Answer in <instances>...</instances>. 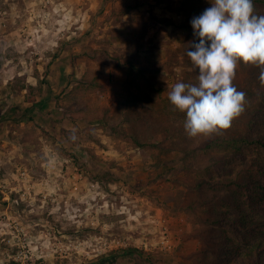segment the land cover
Here are the masks:
<instances>
[{
    "label": "rangeland",
    "instance_id": "rangeland-1",
    "mask_svg": "<svg viewBox=\"0 0 264 264\" xmlns=\"http://www.w3.org/2000/svg\"><path fill=\"white\" fill-rule=\"evenodd\" d=\"M172 2L0 0V180L15 188L0 191V222L28 229L29 264H194L203 242L181 202L196 172L185 152L139 145L119 113L130 84L117 55L163 64L165 96L184 83L194 17ZM96 72L104 87L88 91ZM21 249L0 242V264Z\"/></svg>",
    "mask_w": 264,
    "mask_h": 264
},
{
    "label": "trees",
    "instance_id": "trees-1",
    "mask_svg": "<svg viewBox=\"0 0 264 264\" xmlns=\"http://www.w3.org/2000/svg\"><path fill=\"white\" fill-rule=\"evenodd\" d=\"M162 3L165 0H155ZM173 0H171V4ZM177 10L191 17L200 16L212 5L206 0H180ZM258 15H264V0H254ZM192 26V24H191ZM198 43L194 29L183 43L188 60L184 83L198 82V69L187 56L189 43ZM210 43V42H209ZM117 67L126 71L129 89L120 102V115L128 123V135L141 146L160 147L187 154L184 168L196 173L185 182L181 208L193 216L192 237L203 247L191 255L194 264H264V86L261 69L239 63L233 84L246 93L245 108L237 123L214 136L189 137L184 128L186 113L178 110L164 95L161 63L142 64L138 54L116 56ZM243 74V78H241ZM88 91L102 89L99 74L88 78ZM84 81V78H83ZM132 86L134 88H132ZM30 110V108H29ZM106 109L100 120L109 124L114 118ZM164 135L161 141L153 137ZM166 138L171 144H164ZM208 145V146H207Z\"/></svg>",
    "mask_w": 264,
    "mask_h": 264
},
{
    "label": "clouds",
    "instance_id": "clouds-1",
    "mask_svg": "<svg viewBox=\"0 0 264 264\" xmlns=\"http://www.w3.org/2000/svg\"><path fill=\"white\" fill-rule=\"evenodd\" d=\"M255 13L254 0H212L210 8L192 19L199 42L189 43L195 50L187 56L198 69V82H178L168 94L186 113L189 137L218 134L245 111L246 93L233 84L241 61L261 69L264 86V15Z\"/></svg>",
    "mask_w": 264,
    "mask_h": 264
},
{
    "label": "built area",
    "instance_id": "built-area-1",
    "mask_svg": "<svg viewBox=\"0 0 264 264\" xmlns=\"http://www.w3.org/2000/svg\"><path fill=\"white\" fill-rule=\"evenodd\" d=\"M1 26H6L7 23L5 21H0ZM29 177V174L27 171H22L19 174V178H21L23 181L27 180ZM28 181V180H27ZM27 190L30 189V187H26ZM15 188H10V190L7 188V185L0 180V191L2 192H8V196H11L13 194ZM11 194V195H10ZM27 192L23 193V196H25ZM7 241L9 243H18L21 244L22 249L18 252V254L15 256V259L20 261V264H29L30 259L34 256L33 251L27 249L26 247L29 246L31 243V239L29 236L28 229L21 225L20 222H0V242ZM164 241L168 245H172V241L168 237V235H164ZM18 245V244H17Z\"/></svg>",
    "mask_w": 264,
    "mask_h": 264
},
{
    "label": "crops",
    "instance_id": "crops-1",
    "mask_svg": "<svg viewBox=\"0 0 264 264\" xmlns=\"http://www.w3.org/2000/svg\"><path fill=\"white\" fill-rule=\"evenodd\" d=\"M0 27H2L1 24H0ZM12 32H13V31H12ZM8 60H9V59H8ZM5 66H6V64H5V62H4V56H3L2 54H0V73L2 72L0 75H2V76L4 75V76L7 77V76H8L7 73H6V75L3 74V72L5 71ZM6 71H7V70H6Z\"/></svg>",
    "mask_w": 264,
    "mask_h": 264
}]
</instances>
